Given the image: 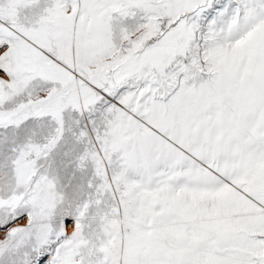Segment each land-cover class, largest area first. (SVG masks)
<instances>
[{"label":"snow or ice","instance_id":"snow-or-ice-1","mask_svg":"<svg viewBox=\"0 0 264 264\" xmlns=\"http://www.w3.org/2000/svg\"><path fill=\"white\" fill-rule=\"evenodd\" d=\"M0 264H264V0H0Z\"/></svg>","mask_w":264,"mask_h":264}]
</instances>
